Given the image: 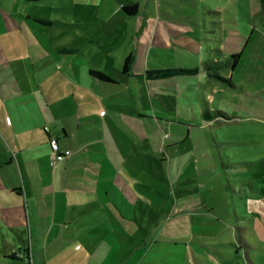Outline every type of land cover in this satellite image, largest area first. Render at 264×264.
Instances as JSON below:
<instances>
[{"label": "rangeland", "instance_id": "rangeland-1", "mask_svg": "<svg viewBox=\"0 0 264 264\" xmlns=\"http://www.w3.org/2000/svg\"><path fill=\"white\" fill-rule=\"evenodd\" d=\"M124 4H137L138 12L126 16ZM259 11V0H0V25L20 29L0 39L5 44L0 61H16L12 68L26 91L46 92L50 65L70 73L74 57L54 55L51 45L76 44L74 32L89 42L98 38L94 45L107 63L97 68L118 82L93 77L106 88L97 89L102 100L91 104L141 119L148 133L123 147L131 152L123 170L135 177L138 218L166 220L184 213L199 236L195 264H264V14ZM168 17L190 24L193 34L170 32L168 46L152 45L150 33L145 34L147 20ZM112 52L122 59L119 74L111 65L116 60L108 63ZM234 54H240L235 69ZM128 56L132 78L122 75ZM204 60L230 61L219 73L234 86L209 78L206 71L207 76L159 81L157 87L135 77L148 69L200 67ZM36 72L43 76L41 86ZM57 78L59 93L72 90L65 77ZM204 101L213 113L225 111L232 120L222 117L221 129L218 123L215 128L196 125ZM212 133L219 140L223 134L237 139L220 148L225 155L227 147L223 159L208 146ZM142 224L137 227L143 235L149 227Z\"/></svg>", "mask_w": 264, "mask_h": 264}, {"label": "crops", "instance_id": "crops-1", "mask_svg": "<svg viewBox=\"0 0 264 264\" xmlns=\"http://www.w3.org/2000/svg\"><path fill=\"white\" fill-rule=\"evenodd\" d=\"M170 18L147 20L145 34L150 33L147 40L152 45L168 46L170 32L193 34L190 24ZM16 30L20 29L0 25V39ZM74 34L76 44L51 45L54 55L74 57L69 62L70 73L50 65L44 77L46 92L40 87L26 91L27 85L12 68L16 61H0V264H27L11 259L16 252L29 253L34 264H195L199 256L194 244L199 236L184 213L166 220L138 218L135 177L130 170H123L132 159L131 152L123 147L146 137L147 130L141 119L91 104L102 100L97 89L106 87L94 81L90 70L102 71L115 81L109 83L118 80L97 68L107 63L104 53L94 45L98 38L89 42L83 34ZM80 39L84 43L78 42ZM4 45L0 44L3 50ZM110 57L108 63L116 60L111 65L119 74L122 59L114 52ZM205 61L195 67L200 69L197 77L207 76L204 67L211 63ZM58 75L65 77L72 90L58 92ZM122 75L132 78L130 71H122ZM35 77L41 86L42 74L36 72ZM135 77L146 78L157 87L159 81L189 76ZM204 103L195 124L215 128L218 123L219 129L224 128L222 117L204 118L207 112L215 117L210 105ZM226 119L232 120L228 115ZM50 136L58 138L62 151H71L55 167L50 165ZM210 137L208 146L217 150L221 159L227 155V147L225 155L220 148L237 141L225 134L221 140L215 133ZM212 151L213 158L216 153ZM140 221L149 227L142 229L143 235L137 227Z\"/></svg>", "mask_w": 264, "mask_h": 264}, {"label": "trees", "instance_id": "trees-1", "mask_svg": "<svg viewBox=\"0 0 264 264\" xmlns=\"http://www.w3.org/2000/svg\"><path fill=\"white\" fill-rule=\"evenodd\" d=\"M260 1V6H261V11L260 13L264 14V0H259ZM139 6L137 4H133L130 6H123L124 11L129 14V15H135L138 12ZM45 25H49L50 22H42ZM65 52H72V50H64ZM240 58V54H234L232 55L231 59H234V62L232 64V68L235 69L238 65ZM230 59V60H231ZM131 61V56H128L125 60L123 72L128 73L129 72V64ZM230 61L226 62H215L212 64H206L204 67V70L207 72L208 76L210 78H216L219 79L223 82L228 83L229 85L233 86L232 79H227L223 76L220 75L219 71L222 70L224 67L229 65ZM200 73L199 68H190V67H177V68H168V69H154V70H147L145 75L149 79H165V78H171V77H176V76H196ZM90 74L92 77L99 81L103 82H115L112 78H110L107 74H105L102 71L98 70H90ZM226 114L223 111H216L215 112V117H212L208 112L205 113L204 118L206 120H213L214 118H220V117H225ZM240 244V243H239ZM17 253V252H16ZM16 253H14L11 257V259H16ZM26 255H29V253H25ZM239 254V253H238Z\"/></svg>", "mask_w": 264, "mask_h": 264}, {"label": "built area", "instance_id": "built-area-1", "mask_svg": "<svg viewBox=\"0 0 264 264\" xmlns=\"http://www.w3.org/2000/svg\"><path fill=\"white\" fill-rule=\"evenodd\" d=\"M45 130L48 132L49 128L46 127ZM49 143L52 150L50 165L52 167H55L60 160L70 155L71 151L70 150L62 151L59 145L58 138L56 136H50ZM16 257L20 260H24L27 264H34L30 256L26 255L23 252H17Z\"/></svg>", "mask_w": 264, "mask_h": 264}]
</instances>
